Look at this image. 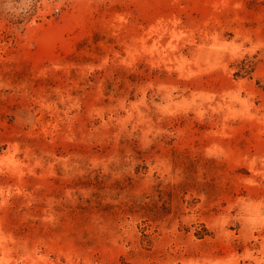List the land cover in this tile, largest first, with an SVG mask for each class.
Here are the masks:
<instances>
[{
    "label": "rangeland",
    "instance_id": "obj_1",
    "mask_svg": "<svg viewBox=\"0 0 264 264\" xmlns=\"http://www.w3.org/2000/svg\"><path fill=\"white\" fill-rule=\"evenodd\" d=\"M0 264H264V0H0Z\"/></svg>",
    "mask_w": 264,
    "mask_h": 264
}]
</instances>
